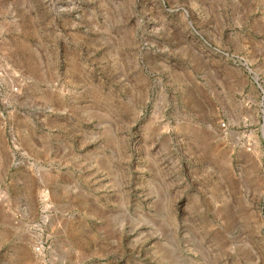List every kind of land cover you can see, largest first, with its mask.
I'll return each instance as SVG.
<instances>
[{
  "label": "rangeland",
  "instance_id": "1",
  "mask_svg": "<svg viewBox=\"0 0 264 264\" xmlns=\"http://www.w3.org/2000/svg\"><path fill=\"white\" fill-rule=\"evenodd\" d=\"M0 264H264V0H0Z\"/></svg>",
  "mask_w": 264,
  "mask_h": 264
}]
</instances>
